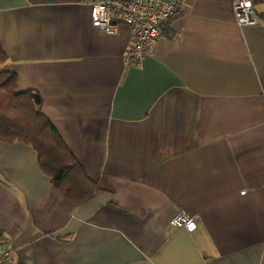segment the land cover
Returning <instances> with one entry per match:
<instances>
[{"label":"crops","instance_id":"0c3cea01","mask_svg":"<svg viewBox=\"0 0 264 264\" xmlns=\"http://www.w3.org/2000/svg\"><path fill=\"white\" fill-rule=\"evenodd\" d=\"M94 1L0 0V69L98 184L76 205L31 146L0 142L8 264H264V0L255 25L233 0H186L139 67Z\"/></svg>","mask_w":264,"mask_h":264},{"label":"trees","instance_id":"16d2710c","mask_svg":"<svg viewBox=\"0 0 264 264\" xmlns=\"http://www.w3.org/2000/svg\"><path fill=\"white\" fill-rule=\"evenodd\" d=\"M7 60L0 42V65ZM40 105V97L33 92H19L15 74L0 69V142L31 146L53 186L71 202L81 205L95 195L98 184L40 111Z\"/></svg>","mask_w":264,"mask_h":264},{"label":"built area","instance_id":"2783aa9c","mask_svg":"<svg viewBox=\"0 0 264 264\" xmlns=\"http://www.w3.org/2000/svg\"><path fill=\"white\" fill-rule=\"evenodd\" d=\"M186 0H95L91 8L92 23L102 33L114 35L118 20L130 27L132 44L124 55L126 66L139 67L153 55L156 41L166 25L174 21ZM239 25H255L254 0H233ZM171 226L194 231V218L179 212ZM10 249L7 239L0 235V264H8Z\"/></svg>","mask_w":264,"mask_h":264}]
</instances>
